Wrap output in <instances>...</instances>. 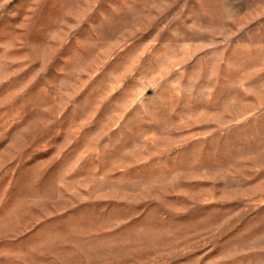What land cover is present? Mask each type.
I'll return each mask as SVG.
<instances>
[{
	"label": "rangeland",
	"instance_id": "obj_1",
	"mask_svg": "<svg viewBox=\"0 0 264 264\" xmlns=\"http://www.w3.org/2000/svg\"><path fill=\"white\" fill-rule=\"evenodd\" d=\"M0 264H264V0H0Z\"/></svg>",
	"mask_w": 264,
	"mask_h": 264
}]
</instances>
